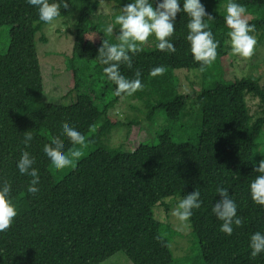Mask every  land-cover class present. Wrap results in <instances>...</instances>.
I'll return each instance as SVG.
<instances>
[{
  "label": "trees",
  "instance_id": "trees-1",
  "mask_svg": "<svg viewBox=\"0 0 264 264\" xmlns=\"http://www.w3.org/2000/svg\"><path fill=\"white\" fill-rule=\"evenodd\" d=\"M100 1L65 0L67 7L57 18L68 16L78 5L70 61L93 62L100 89L113 94L115 85L105 78L103 66L95 59L102 41L112 43L111 34L104 31L102 21L87 25ZM104 1L113 4L107 18L114 24L124 4L131 2ZM235 2L242 4L246 12L264 11V0ZM205 11L213 17L204 18V22L217 42L216 59L210 65L228 74L227 59L232 51L224 15ZM187 19L183 11L176 14L170 38L174 53L157 50L155 40L151 50L139 49L130 54L131 67L121 65L120 72L129 79L135 71L140 72L143 87L132 95L146 103L145 116L162 109L166 119L175 123L198 110V133L193 139L176 143L166 130L155 137L156 144L139 143L131 151H122L98 146V141L109 140L111 131L120 125L118 116L110 111L125 95H113L100 107L87 94L63 104L81 85L79 75L83 71L77 72L71 66L70 91L57 102L46 98L35 37L45 23L27 0H0V26L9 27V44L0 54V183L10 184V200L17 210L9 228L0 232V264H101L120 252L130 264H173L170 246L161 236L162 225L152 210L160 205L167 213L165 199L182 198L193 190L200 193L201 205L192 211L188 224L203 264H264V253L250 258L248 247L253 232H264V208L254 204L248 192V184L259 175L254 169L264 159V83L249 77L214 82L194 93L192 101L197 110L188 111L189 96L179 92V80L172 73L202 70L192 59L185 40ZM247 22L255 27L252 34L259 48L264 39V16ZM38 40L45 43L42 36ZM156 66H163V73L151 75ZM248 99L257 101L253 114ZM134 123L136 119L126 125ZM63 124L78 130L92 148L54 181L42 146L55 137L63 144L65 154L73 149L60 134ZM26 131L33 139L25 149L22 140ZM21 149L35 161L39 177L35 196L25 191L30 178L19 174L15 167ZM218 186L228 189L242 221L230 236L219 231L220 221L211 213V206L220 199L215 191Z\"/></svg>",
  "mask_w": 264,
  "mask_h": 264
},
{
  "label": "clouds",
  "instance_id": "clouds-1",
  "mask_svg": "<svg viewBox=\"0 0 264 264\" xmlns=\"http://www.w3.org/2000/svg\"><path fill=\"white\" fill-rule=\"evenodd\" d=\"M27 3L34 7L38 19L45 24L52 23L60 14L62 8H66L65 0H27ZM155 3V7L153 4ZM183 11L187 16L185 40L189 45V52L194 61L199 62L201 69L210 65L216 59L217 42L212 39L210 31L204 18L213 19L210 13H206L201 0H131L124 4L120 13L115 16V24L119 26L117 43H109L107 40L101 42L97 49L96 61L102 65V72L105 78L112 82L115 87L113 95H132L143 87L140 81V72L133 73V78H126L120 72V66L131 67L132 57L139 51V45L145 42L152 35L157 50L172 54L176 51L171 36L174 32V21L176 14ZM226 14L223 17L224 24L229 31L227 36L230 41L231 51L241 58H250L254 53L256 37L252 33L255 27L249 24L245 18L246 10L242 4L235 0H228L225 5ZM104 31L112 34L113 25L108 24ZM163 66H156L151 70V75L163 73ZM60 134L66 137L73 145V149L65 154L63 144L57 138H52L51 143L42 146V152L49 161L51 167L60 170L69 167L81 156L78 147L84 143L82 134L69 124H63ZM33 136L30 131L23 133L22 143L26 149L32 141ZM34 158L28 151L20 150V155L15 163L19 174L29 177L25 191L30 196H35L39 192V177L37 169L33 166ZM254 171L259 173L248 184V192L254 204L264 208V159L259 160ZM10 184L0 183V232H3L11 225L13 218L17 215V210L10 200ZM216 194L220 199L211 206V213L220 221L219 231L225 236H230L234 227L241 225V217L237 215V204L229 195L228 189L217 187ZM200 193L193 190L190 194L179 199L172 215L179 221L182 227H187L189 218L194 209L201 205ZM250 258H255L258 254L264 253V232H253L248 241Z\"/></svg>",
  "mask_w": 264,
  "mask_h": 264
},
{
  "label": "rangeland",
  "instance_id": "rangeland-1",
  "mask_svg": "<svg viewBox=\"0 0 264 264\" xmlns=\"http://www.w3.org/2000/svg\"><path fill=\"white\" fill-rule=\"evenodd\" d=\"M204 8L212 13L225 15V5L227 3H215L209 0H201ZM113 4L100 1L97 11L90 17L88 26L97 24L102 21L104 28L107 24L113 25V32L110 36L112 43H117V35L119 26L107 18L111 14ZM106 16V17H105ZM264 16L262 9H251L246 12L245 18L251 21L253 18L261 19ZM78 19V5L75 4L73 11L66 17L56 18L52 23L45 24L41 30L36 33V51L40 62V68L43 78V89L45 97L53 102L56 99L61 100L62 96L73 86L72 83V68H77V72L83 71L80 77L81 85L71 92L67 100L63 104L71 103L74 98L80 94L90 95L97 106H103L112 99L113 94L107 89H100L102 86L99 83V77L96 74L93 62H84L81 60L70 61L71 48L73 43V31ZM45 38V43L40 42L39 37ZM155 38L150 35L148 39L139 45V49L149 51L154 46ZM257 41V38H256ZM9 44V27L0 26V54L5 53ZM250 58H241L238 55L230 54L227 59L228 74L224 69L217 70V67L210 65L202 70H174L173 75L178 78L179 92L188 95L189 99L186 102V108L191 113L196 111L197 104L192 101L195 98V92L200 88H209L214 82H227L236 78L249 77L258 80L261 84L264 83V39L260 47L255 46ZM98 81V82H96ZM177 83V81H176ZM178 85V83H177ZM103 92V94H102ZM153 103V102H152ZM247 104L250 113H254L257 109V101L248 99ZM146 103L134 95L123 96L118 103L110 111V114L118 116L120 125L112 130L110 139H101L98 141V146H108L109 148H121L122 151H131L138 146L139 143L148 145L156 144V136L163 131H169L172 140L176 143H181L187 139H193L199 130L200 119L197 113L190 117H180L175 123H170L162 109H155L151 116L146 114ZM194 109V110H193ZM146 118H145V117ZM132 119H136L137 123L127 126ZM110 135V134H109ZM91 138V135L89 136ZM90 141H85L82 146H76L81 151V156L76 159L69 167L55 170L51 167V174L54 181L60 180L69 170H71L76 162L85 157L90 152ZM178 196L165 199L168 212L163 211V207L158 205L153 208V215L161 225V236L164 237L172 252L173 264H203L200 255L197 239L192 232L189 224L187 227H182L179 221L171 214L172 210L178 203ZM130 264L127 258L120 252L110 257L101 264Z\"/></svg>",
  "mask_w": 264,
  "mask_h": 264
}]
</instances>
